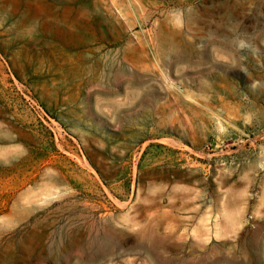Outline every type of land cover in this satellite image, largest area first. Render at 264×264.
<instances>
[{"label":"rangeland","instance_id":"rangeland-1","mask_svg":"<svg viewBox=\"0 0 264 264\" xmlns=\"http://www.w3.org/2000/svg\"><path fill=\"white\" fill-rule=\"evenodd\" d=\"M0 264H264V0H0Z\"/></svg>","mask_w":264,"mask_h":264}]
</instances>
